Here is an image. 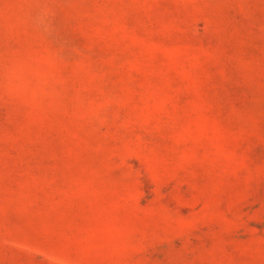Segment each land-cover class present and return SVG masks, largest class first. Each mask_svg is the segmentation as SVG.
Instances as JSON below:
<instances>
[{
  "label": "rangeland",
  "instance_id": "374dc122",
  "mask_svg": "<svg viewBox=\"0 0 264 264\" xmlns=\"http://www.w3.org/2000/svg\"><path fill=\"white\" fill-rule=\"evenodd\" d=\"M0 264H264V0H0Z\"/></svg>",
  "mask_w": 264,
  "mask_h": 264
}]
</instances>
